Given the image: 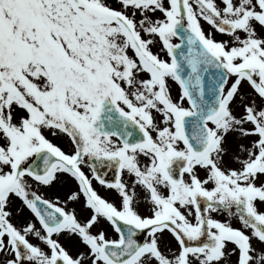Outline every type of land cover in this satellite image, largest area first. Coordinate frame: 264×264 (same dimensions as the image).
I'll return each instance as SVG.
<instances>
[{"label":"snow or ice","instance_id":"snow-or-ice-1","mask_svg":"<svg viewBox=\"0 0 264 264\" xmlns=\"http://www.w3.org/2000/svg\"><path fill=\"white\" fill-rule=\"evenodd\" d=\"M0 264H264V0H0Z\"/></svg>","mask_w":264,"mask_h":264}]
</instances>
